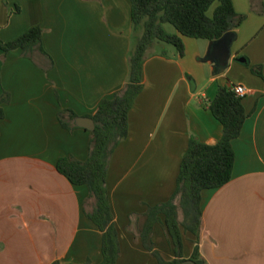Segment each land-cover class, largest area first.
<instances>
[{"label": "crops", "instance_id": "1", "mask_svg": "<svg viewBox=\"0 0 264 264\" xmlns=\"http://www.w3.org/2000/svg\"><path fill=\"white\" fill-rule=\"evenodd\" d=\"M232 3L245 20L227 37L225 66L219 40L183 37V56L163 43L147 51L143 91L106 179L116 264H158L139 238L147 208L173 195L190 139L218 143L222 126L208 105L219 87L236 85L247 90L249 117L232 143V178L202 193L199 240L182 231V255L188 260L197 244L206 264H264V0ZM33 27L43 30L49 71L45 58L38 65L0 50V96H10L0 120V264H101L102 234L85 215L93 209L88 189L55 167L63 157L86 161L90 133L63 129L58 115L93 116L121 91L143 30L132 28L129 0H0L2 42ZM152 242L164 261L175 259L164 225L153 227Z\"/></svg>", "mask_w": 264, "mask_h": 264}, {"label": "trees", "instance_id": "2", "mask_svg": "<svg viewBox=\"0 0 264 264\" xmlns=\"http://www.w3.org/2000/svg\"><path fill=\"white\" fill-rule=\"evenodd\" d=\"M130 20L135 30L142 27L143 33L137 40L134 51L128 59V80L124 88L111 99L100 101L93 116L87 117L94 122L90 133L88 158L84 162L73 158H59L56 171L73 186H85L93 209L86 212V218L102 234L101 264H116L120 256L118 233L114 226L106 179L110 159L116 148L128 136V115L137 97L143 91L142 71L146 54L154 43L175 47L179 56L184 54L182 38L217 41L226 35L233 36L245 20V16L235 12L232 0H129ZM214 5L211 16L210 8ZM170 25L176 33H169L165 26ZM43 30L33 27L10 42L0 40L3 53L19 50L34 63L45 58L48 65L42 67L49 71L53 62L42 49ZM260 68L252 71L260 75ZM10 96H0V120L4 119L3 105L8 104ZM208 110L222 126V136L215 145H206L190 139L182 156L175 190L171 198L156 206H149L139 231L142 246L158 264H206L198 245L192 256L183 258L182 231L191 233L199 240L202 226V193L223 187L230 182L234 168L235 154L232 143L242 131L249 115L230 87H219ZM78 117L71 111H63L58 120L63 129L73 131ZM163 217V222L160 217ZM156 224L164 225L173 246L175 259L166 262L155 250L152 231ZM86 264H90L87 262Z\"/></svg>", "mask_w": 264, "mask_h": 264}, {"label": "water", "instance_id": "3", "mask_svg": "<svg viewBox=\"0 0 264 264\" xmlns=\"http://www.w3.org/2000/svg\"><path fill=\"white\" fill-rule=\"evenodd\" d=\"M227 37L228 35L224 36L221 40H219V44L221 47L224 48V50H221V52L225 55L223 57V66L226 65V62H227V57L229 55V47H228V43H227ZM74 125L77 127V128H82L86 131H93L94 130V122L92 119H89V118H77L75 119L74 121ZM189 264H194L193 262H187Z\"/></svg>", "mask_w": 264, "mask_h": 264}, {"label": "built area", "instance_id": "4", "mask_svg": "<svg viewBox=\"0 0 264 264\" xmlns=\"http://www.w3.org/2000/svg\"><path fill=\"white\" fill-rule=\"evenodd\" d=\"M232 91L235 93V95L238 98H244L247 94L246 88L241 86V85H236V86L232 87Z\"/></svg>", "mask_w": 264, "mask_h": 264}, {"label": "rangeland", "instance_id": "5", "mask_svg": "<svg viewBox=\"0 0 264 264\" xmlns=\"http://www.w3.org/2000/svg\"><path fill=\"white\" fill-rule=\"evenodd\" d=\"M215 7H216V5H214L212 8H210V10H209V12H208V16H211V15H212L213 10H214ZM141 29H142V27H141ZM165 29H166V31L169 32V33H175V30H174L173 27L170 26V25H166V26H165ZM142 30H143V29H142Z\"/></svg>", "mask_w": 264, "mask_h": 264}]
</instances>
